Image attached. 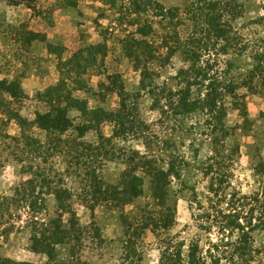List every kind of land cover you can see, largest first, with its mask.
Listing matches in <instances>:
<instances>
[{
    "label": "rangeland",
    "instance_id": "rangeland-1",
    "mask_svg": "<svg viewBox=\"0 0 264 264\" xmlns=\"http://www.w3.org/2000/svg\"><path fill=\"white\" fill-rule=\"evenodd\" d=\"M69 3L0 0V22L14 26L1 29L0 80L23 89L15 100L0 90V264H157L165 247L185 257L192 243L206 264H264V86L256 77L249 88L264 0ZM215 15L229 27L217 38ZM133 51L153 59L136 68ZM79 52V68L63 64ZM47 88L58 93L52 105L88 128L81 138L66 131L58 148L47 142L60 136L35 125L52 108ZM142 156L163 171L164 197H154ZM133 175L143 178L135 198ZM102 183L117 194H99Z\"/></svg>",
    "mask_w": 264,
    "mask_h": 264
},
{
    "label": "trees",
    "instance_id": "trees-1",
    "mask_svg": "<svg viewBox=\"0 0 264 264\" xmlns=\"http://www.w3.org/2000/svg\"><path fill=\"white\" fill-rule=\"evenodd\" d=\"M19 1H21V0H19ZM66 1L72 2V3H69V5L76 6L78 0H66ZM134 2H135L134 3L135 7L139 8V5L142 6L141 4H139V1H134ZM159 7L161 9L163 8L162 5H159ZM169 12L171 13L170 14L171 20H175V18H176V20L178 22V15L175 14L173 12V10H170ZM160 15L165 17V15L163 13ZM216 16L217 15H215L214 18L211 17V20H213L212 30L218 33L216 35V38H217L218 36L219 37L223 36L222 31L225 29H228L229 27L225 26V24L219 25L217 23L218 21H217ZM6 26L11 28V29L14 28V26L5 25L4 21H1L0 22V34L1 35L6 34L5 32H2V30H1ZM227 31L228 30H226V32ZM138 32L142 35H145V32L142 31L141 29H138ZM16 35H18V33L14 34L15 37H16ZM29 35H32V37L42 36L41 34L38 35V33H34V32H29ZM195 39L193 41V44L195 45V47L198 48L200 42L198 40L195 41ZM33 40H35V39H33ZM235 40H236V38H235ZM195 42H196V44H195ZM177 43H178V41H177ZM201 48H203V50L209 51L210 48L211 49L215 48V46H213V45L209 46L208 44L203 43V44H201ZM53 49H54V51H56V54L61 55L63 53L62 48H57V47L55 48L54 47ZM135 52L136 51H133L129 54V56L131 57V55H132L133 59L135 60V67L136 68H141V67L146 68L145 65L147 64V61L153 59V57L151 56V53L147 52V51H142L141 53H135ZM80 53H83V52L77 53V55L73 56L67 63L64 62L63 64H68V65H71V67L74 66L75 68H79L78 65L81 63L75 62V65H73L72 61L75 60L76 56H79ZM192 56L196 57V58L200 57V55L198 53H193ZM143 61H145V65L143 64ZM255 62H256V64L254 65L253 72L251 73V77H250V79H251V82H250L251 85L249 87L250 89L256 88V86L254 85V78H256V77L261 82V85L264 86V46L262 47V51L260 53L259 52L256 53ZM85 70H87V67H85L79 73H77L75 70H71V73L76 72L77 74L82 75V73H85ZM197 74H199V71L197 72ZM203 74H206V73H203ZM2 85H4V86H2ZM0 90L5 91L11 97L12 100L19 99V98L23 97V89L21 88L19 82L15 81V80H12V81H8L6 79L0 80ZM45 91H47V94H46L47 97L44 100L45 103H47L49 105H52V103L54 104L56 101L55 97L58 96L56 88H47ZM48 92L49 93L51 92L53 97H50V95H48ZM60 98H63V96H61ZM60 98H58L57 100H61ZM60 103L56 104V105H52V108L50 106L51 110L45 112L44 114H40V113L36 114V119H35V125H37L38 128L45 130V131H48V132H56L57 135L60 136V139L55 138L53 140L54 143H52V142L50 143V141H48L49 143L47 142L48 146H51V144H52V148L57 147L62 142L61 136L64 135V133L66 131H68L70 129H74L78 132V137L81 138L88 129V128H85L86 126H84V125L82 127H75L72 123V120L68 117V108L69 107H67V105L63 106ZM194 103H195V101L190 102V104H188V102H187V104L183 105V109L186 110V108H187V110H186L187 112L192 111L194 108V106H193ZM24 122H25V120H24ZM24 124H26V123H24ZM15 140H16V138L14 139V141ZM24 142L27 143L26 140ZM28 142H29V140H28ZM74 143H76L78 146L82 145V143H80L76 140H74ZM28 147H29V145H28ZM62 150H64V149H62ZM112 152L113 151H111L109 149L104 151L103 155H101L105 158L104 161H106L108 159H113L114 153H112ZM144 158L145 157L142 156V159H144ZM142 161H143L144 165L140 166V168L143 169V171L145 172L146 175L151 177V182H152L151 189L153 190L154 197L155 198L164 197V195L166 194V192H165V190H166L165 185L166 184L164 183L165 178H163V176H164L163 171L162 172L159 171V169L156 167H150L148 165V163H146L145 159ZM36 176H40V174H36ZM90 181L92 182V183H90V185H91L90 188H93V189L97 188L99 181L93 180V179H91ZM137 181L139 182V184ZM142 184H143V178L138 176V175H133L131 177V181L129 182V189L126 188V190H128V194H130L134 198L140 196L142 194ZM104 186H105V183H102V187H104ZM137 187H139V189H137ZM104 188H106V187H104ZM109 188H110V190H109ZM113 189H115V190H113ZM116 190H117V188L111 186V187L106 188L105 190H102V192L100 191L99 194L104 195L107 191L108 192L111 191L115 195V194H117ZM55 193H56L55 195H56L57 199H59L60 197H62V198L63 197H70L68 191H66V192L56 191ZM57 201L59 202V200H57ZM165 215H166V217H165L166 221H163L164 223L160 226L162 229L168 228L169 225H171L169 223V221H170V219H173V216H174L173 210L167 209V213ZM143 220L146 221L147 219L144 218ZM167 220H169V221H167ZM144 227H146V226H144ZM154 229H156V226H154ZM249 241H250L249 240V234L247 232H243V237H242L241 243L239 245V246L245 245V246H241V248H240V250L242 251V253H241L242 255H247V252L250 250L249 249V243H250ZM51 243H52V245H55L56 243H67V242H64L61 238H57L54 242H51ZM198 252H199V248H198L197 243L196 244L192 243L191 246H189L188 254L185 257H183V255H182L180 245L178 247H177V245H175V246L172 245L171 247L169 245V246L164 248V250L161 254L160 260L157 264H206L204 257H202V255H200ZM243 260H244L243 262H245L247 264L249 263V262H247L248 261L247 259H243Z\"/></svg>",
    "mask_w": 264,
    "mask_h": 264
},
{
    "label": "crops",
    "instance_id": "crops-1",
    "mask_svg": "<svg viewBox=\"0 0 264 264\" xmlns=\"http://www.w3.org/2000/svg\"><path fill=\"white\" fill-rule=\"evenodd\" d=\"M44 25H45V24L43 23V24H41L40 27H43ZM43 29H44V27H43ZM46 29H47V28H45V30H41V31H42V32H46ZM64 51H65V50L63 49V54H64ZM22 86H23V85H22ZM23 88H24V87H23Z\"/></svg>",
    "mask_w": 264,
    "mask_h": 264
}]
</instances>
